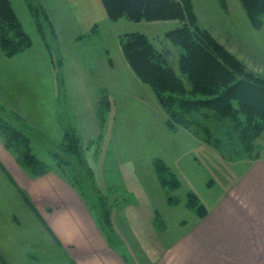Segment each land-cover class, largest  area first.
Returning <instances> with one entry per match:
<instances>
[{
  "label": "rangeland",
  "instance_id": "obj_1",
  "mask_svg": "<svg viewBox=\"0 0 264 264\" xmlns=\"http://www.w3.org/2000/svg\"><path fill=\"white\" fill-rule=\"evenodd\" d=\"M11 1L31 45L19 55L6 56L0 44V155L10 159L12 167L3 162L8 170L23 180L50 174L61 178L79 194L98 229L114 245L126 238L118 236L120 232L130 238V248L144 241L152 248H167L183 239V248H189L183 261L247 264L238 263L229 246L241 238L250 244L252 239L262 263H251L264 264L261 135L253 142L241 140L227 120L224 132L220 120L208 121V131L189 126L170 131L158 98L122 51L121 36L146 34L190 87L178 65L181 49L167 37L181 22L104 18L86 33L68 0ZM194 1L207 35L237 57L246 53L248 71L264 65V15L262 26H256L241 0H226V6L220 0ZM74 34H82L76 44L71 42ZM60 96L59 121L55 101ZM30 106L43 114L41 124L33 119L34 127L29 123ZM32 170L39 173L33 175ZM163 178L169 179V186ZM23 197L30 203L28 192ZM18 214L21 218L9 216L5 221L0 211V264H38V258L47 264L54 256L63 264L68 247L58 248L27 207H20ZM244 251L238 257H247ZM173 254L174 260L179 258Z\"/></svg>",
  "mask_w": 264,
  "mask_h": 264
},
{
  "label": "trees",
  "instance_id": "obj_2",
  "mask_svg": "<svg viewBox=\"0 0 264 264\" xmlns=\"http://www.w3.org/2000/svg\"><path fill=\"white\" fill-rule=\"evenodd\" d=\"M102 1L111 21L127 18L133 22H181V26L169 31L167 37L181 49L178 65L190 87L168 66L167 55L157 52L146 34L127 33L120 37L122 51L130 67L143 83L151 87L168 115L166 125L170 131L183 126L208 131V121L220 120L221 131L224 132L222 125L227 120L230 130L238 131L241 140L248 138V142H253L264 132V77L248 71L245 64L225 46L207 35L198 23L192 0ZM241 1L250 20L261 26L264 0ZM29 43L31 45L12 1L0 0V44L6 56L24 51ZM240 72L243 77L238 79ZM180 114L183 116L181 119ZM211 137L222 140L215 135ZM208 142L214 143L213 140ZM7 143L10 146L8 140ZM32 161L42 163L37 159ZM34 170L33 175L39 173ZM162 183L169 186V179L163 178Z\"/></svg>",
  "mask_w": 264,
  "mask_h": 264
},
{
  "label": "crops",
  "instance_id": "obj_3",
  "mask_svg": "<svg viewBox=\"0 0 264 264\" xmlns=\"http://www.w3.org/2000/svg\"><path fill=\"white\" fill-rule=\"evenodd\" d=\"M68 1L74 4V8H72L73 11L80 14L79 22L80 25L85 28L86 33L92 30V28L98 26L99 21L108 18V13L102 0ZM192 1L194 12L197 16L198 23L200 24L195 1ZM220 1L226 6V0ZM70 9L71 7L68 10ZM96 14H98V17ZM53 24L55 29H57L55 22H53ZM80 35L78 36V34H74L73 38H71V42L76 44ZM230 52L232 53V51ZM232 54L234 55V53ZM245 54L246 53L242 54L241 57H236L247 65V59L244 57L246 56ZM250 70L258 76L264 77V65H257V67H252ZM57 89V93H59V91L61 92L60 87ZM60 100L61 96L55 101L56 109H58L57 116L59 121L61 116ZM30 107L33 118H29V123H32L30 126L34 127L33 119L36 118L38 124H41L38 119L41 118L43 114L40 113L42 111L41 108ZM66 108L68 110L71 109L69 106H66ZM31 130L35 131L34 128H31ZM263 134L264 132L261 133V136L258 139L264 141ZM61 135L62 133H60V138H62ZM55 141V144L60 146L61 143L58 142L60 140L56 138ZM1 144L2 142L0 140V148L3 149L4 146ZM262 155L264 157V149ZM8 160H10L8 157L0 155V211L5 215V217L2 218H5V221H7V217L9 216L14 220L19 217L21 218V214H18L19 208L23 207L25 209V207H27L32 217L36 218L38 220L37 222L41 223L43 227L46 228L51 235L50 237L58 242L56 243L58 248H64L63 246L68 247L69 253L68 255H65L67 256V259L63 261V264H209L206 260L183 261L181 256L184 253L189 256V248H183L185 244L183 239H181L175 246L170 243L167 248H152V245L148 241H144L140 244L139 248H130L131 246L134 247L130 238L127 234L120 235L122 234L120 232L118 236L126 238L120 245H114L102 234V230L100 229V231L98 229L95 224V219H93L92 215L90 216L86 207H84L79 194H77L74 189H71L70 185L66 184L61 178L59 179L54 174L45 175L39 179L26 178V180H23V177L22 179L18 178L15 175V170H8V166L12 165L10 162H7ZM4 161L8 166L3 163ZM259 166L264 169L263 160L260 161ZM251 170L244 176V178H247L252 174ZM255 171L263 173L260 169ZM24 191L29 193V196L31 197L30 203L24 201ZM7 205L13 206L5 211ZM217 222L219 225L220 223L222 224V219L218 218ZM233 223L235 225V222ZM119 224L120 221L117 226ZM127 226L131 228L129 225ZM230 229L231 227H229V230ZM239 236L241 237V234H239ZM262 237H264V234H262ZM251 241L252 239H250L249 244L247 240L245 242V239L242 240L241 238L235 240L234 243L229 246L234 248L235 259L238 263L246 262L247 264H252V259H258L254 254L255 248H252L253 244ZM242 251L247 252L248 256L246 257V255H243L242 258L238 257L242 255ZM173 253L176 255L178 254L179 258L176 257V260H174L175 255ZM260 258H262V256ZM37 261L38 264H44V261H41L39 258ZM257 261L262 263V259ZM47 264L61 263H59V259L55 260L54 256L47 262Z\"/></svg>",
  "mask_w": 264,
  "mask_h": 264
}]
</instances>
